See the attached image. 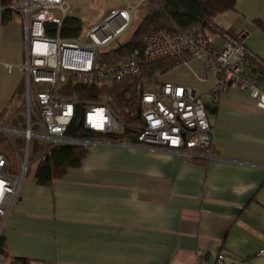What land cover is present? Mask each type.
Listing matches in <instances>:
<instances>
[{
  "label": "crops",
  "instance_id": "obj_1",
  "mask_svg": "<svg viewBox=\"0 0 264 264\" xmlns=\"http://www.w3.org/2000/svg\"><path fill=\"white\" fill-rule=\"evenodd\" d=\"M11 1L17 5L20 0ZM67 2L62 21L68 15L80 19L79 37L117 9L83 17ZM235 8L216 17L213 25L224 34L219 40L237 37L264 61V34L262 47L247 44L244 20L237 21L238 14L264 21V0H236ZM11 13L0 31H15L19 52L14 63L21 65L26 60L25 23L18 10ZM54 14L62 15L58 10ZM144 15L145 8H136L131 26L111 47L127 41ZM4 58L0 51V62L9 63ZM204 71L203 60L191 58L156 82L157 87L191 88L202 98L213 130L212 160L189 161L164 146L96 140L85 144L88 151L79 167L41 185L34 177L38 152L30 159L31 172L28 162L18 200L5 221L1 264H213L219 253L235 264H264L258 255L264 250V110L238 89L223 92L214 104L206 93L215 79L200 78ZM21 78L23 83L9 84L0 96L3 125L23 122L7 117L12 100L25 98Z\"/></svg>",
  "mask_w": 264,
  "mask_h": 264
},
{
  "label": "built area",
  "instance_id": "obj_2",
  "mask_svg": "<svg viewBox=\"0 0 264 264\" xmlns=\"http://www.w3.org/2000/svg\"><path fill=\"white\" fill-rule=\"evenodd\" d=\"M124 1L125 7L110 10L108 16L88 27L81 37L70 40L62 39L58 34L51 37L45 33L46 23L55 24L58 28L61 26L62 17L69 9L67 0H20L17 5L10 6L20 12L25 23L26 60L21 65L0 64L8 74L16 67L22 71L25 110L22 111L24 120L20 126L0 124V133L8 137L20 157V170L14 174L6 157L0 154V236L18 200L32 139L57 145H85L91 142H80L64 136L73 117L74 100L59 94L58 89L66 82L68 75L86 87L101 86L138 76L144 62L188 55L203 60L205 71L200 78L214 77L215 84L206 93L214 104L219 102L223 92L238 89L246 91L264 110L262 82L244 71L248 54L245 46L228 39L219 46L218 37H196L194 31L198 27L183 33H170L159 28L143 36L140 55L124 58L114 66L101 64L98 55L108 50L129 29L134 11L146 3V0H137L136 4ZM56 10L61 12V17L55 16ZM214 32L221 36L218 31ZM95 109L102 111V118L89 117ZM139 110L143 124L137 130L136 143L164 146L189 161L202 159L208 162L214 158L213 130L207 120L203 100L195 90L170 83L159 85L156 91L144 90ZM84 125L101 133L124 129L123 123L107 105L90 106L85 112ZM258 255L264 257V250L259 251ZM213 264L235 263L227 261L224 254L219 253Z\"/></svg>",
  "mask_w": 264,
  "mask_h": 264
},
{
  "label": "trees",
  "instance_id": "obj_3",
  "mask_svg": "<svg viewBox=\"0 0 264 264\" xmlns=\"http://www.w3.org/2000/svg\"><path fill=\"white\" fill-rule=\"evenodd\" d=\"M11 0H0V26L6 24L12 16ZM236 0H146L145 15L138 23L127 41L119 42L98 55V61L106 66H114L122 59L133 55H140L143 51L142 38L159 28H164L170 33H183L186 30L198 27L194 35L207 37V30L216 31L214 18L226 11H235ZM254 26L264 32V21L253 20ZM82 22L73 16H66L58 28L55 24L46 23L47 36L58 34L63 39H75L80 36ZM221 35L224 36L220 32ZM233 41L230 37L225 36ZM232 37V36H231ZM235 43L240 39L234 37ZM188 55L178 58L167 57L152 62H144L140 74L136 77H126L113 81L107 85H93L86 87L75 82L72 75L58 89L59 94L74 100V113L67 126L64 136L76 141L107 140L112 142L138 141L137 130L143 124L141 117L137 116L140 106L141 94L145 89V82L157 80L163 73L171 70L177 64L190 60ZM244 71L256 76L264 85V61L248 52L245 57ZM33 103L36 101L33 98ZM107 105L114 115L120 120L124 129L113 133H101L87 129L84 125V116L90 106ZM5 118L4 113L0 120ZM32 142V141H31ZM20 143V140L17 141ZM87 145L82 144H42L35 142L30 145L29 160L41 152L40 161L35 170V180L38 184L49 185L53 180L60 178L67 170L79 167L82 159L87 154ZM18 154L14 145L4 134L0 133V154L8 160L10 171L17 174L20 164L14 161ZM5 253V247L0 236V254Z\"/></svg>",
  "mask_w": 264,
  "mask_h": 264
},
{
  "label": "rangeland",
  "instance_id": "obj_4",
  "mask_svg": "<svg viewBox=\"0 0 264 264\" xmlns=\"http://www.w3.org/2000/svg\"><path fill=\"white\" fill-rule=\"evenodd\" d=\"M71 5H72V11L76 12L78 10H80V12L82 13L83 17H89L91 15H96V14H101L103 15L104 13H106L107 11L110 10V8L113 7H117V8H121V7H125V1L124 0H68ZM90 5V6H89ZM144 8L145 6H141ZM71 11V13H72ZM226 14H230L229 12ZM227 16V15H225ZM236 16V15H233ZM237 17H235V19L237 18V21L242 18L244 20V28L246 29V32L248 33V35L246 36V39L244 41L247 42V44L253 45L254 47H262V42L260 39V35L264 34V32L260 31L259 29H257L254 24H253V20L249 18L248 16H245L244 14H238ZM217 18H219V16H216ZM216 17L214 18V21L216 22ZM221 17V16H220ZM224 19V17H221ZM240 20L241 23H243V20ZM98 20H100V17H98ZM226 21L227 23H233V20H227L226 17ZM236 23V21H234ZM87 25V22H85ZM237 25V24H236ZM128 35V34H127ZM127 35L123 36L122 39L127 38ZM207 35L212 38L215 39L218 36L216 35V33H214L212 30H210ZM222 39V38H221ZM221 39L219 40V37L217 39V44L219 46L222 45ZM117 44V43H116ZM115 44V45H116ZM259 45V46H258ZM258 49V48H257ZM264 49V48H263ZM0 51L1 53L4 55V60L9 62V63H13L14 65H16L14 57H16V54L19 52V50L16 48V40H15V31L12 30H3L0 31ZM107 51V50H106ZM19 62V61H18ZM20 63V62H19ZM17 63V64H19ZM22 73H20V68L16 67L13 71V73L8 74L6 73V71L4 70V68L2 66H0V96L4 95V93L8 92V85H13V83H15L17 80H21L22 78L21 75ZM24 77V76H23ZM23 83V81H22ZM157 82L156 80H148L145 82V88L147 90H151V91H156L157 88ZM1 104V101H0ZM25 110L24 107V97L20 98V100L18 98H14L8 108V116L9 118H15L14 121H16L15 123H17L18 121H22L24 120V116L22 111ZM4 121L0 120V124H2ZM16 125V124H15ZM37 142V139H32L31 143H35ZM16 154V153H15ZM14 161L18 162L20 164V159L18 157V154H16V156L13 158ZM34 161H29V172L32 171L31 169V164Z\"/></svg>",
  "mask_w": 264,
  "mask_h": 264
},
{
  "label": "bare ground",
  "instance_id": "obj_5",
  "mask_svg": "<svg viewBox=\"0 0 264 264\" xmlns=\"http://www.w3.org/2000/svg\"><path fill=\"white\" fill-rule=\"evenodd\" d=\"M102 111L100 110V109H95L94 110V112L93 113H91L90 114V116L89 117H98V118H102ZM102 125H104V123L103 124H101V127H102Z\"/></svg>",
  "mask_w": 264,
  "mask_h": 264
},
{
  "label": "water",
  "instance_id": "obj_6",
  "mask_svg": "<svg viewBox=\"0 0 264 264\" xmlns=\"http://www.w3.org/2000/svg\"><path fill=\"white\" fill-rule=\"evenodd\" d=\"M137 116L140 117V110H137Z\"/></svg>",
  "mask_w": 264,
  "mask_h": 264
}]
</instances>
